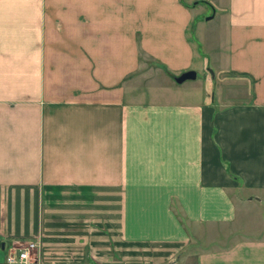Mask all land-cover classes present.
<instances>
[{
	"label": "crops",
	"instance_id": "obj_1",
	"mask_svg": "<svg viewBox=\"0 0 264 264\" xmlns=\"http://www.w3.org/2000/svg\"><path fill=\"white\" fill-rule=\"evenodd\" d=\"M203 5L229 65L203 53L196 91ZM29 243L30 264H264V0H0V264Z\"/></svg>",
	"mask_w": 264,
	"mask_h": 264
},
{
	"label": "rangeland",
	"instance_id": "obj_2",
	"mask_svg": "<svg viewBox=\"0 0 264 264\" xmlns=\"http://www.w3.org/2000/svg\"><path fill=\"white\" fill-rule=\"evenodd\" d=\"M211 16V5L206 6H199L196 7V9H194L192 11V20L193 23L189 28V33L191 34V38L193 39V41L196 42V47L198 48V52L201 54V56H197L196 58V66L195 68H193V70L198 72V80L197 81H187L190 84L192 82H196L197 85H195V87H197L196 91L201 90L202 85L200 83V80H202L205 76L204 73L202 71V67H201V63L204 66V61H205V55H207L210 59H215L217 66L222 65L221 68H226L229 65V61H227L226 57H224L222 50H224V48L219 47V42L217 43L215 38V33H217V29L215 26L214 22H210L208 20V17ZM201 20H203L204 22H200ZM201 38L203 39V41L201 40ZM194 42V43H195ZM216 44V45H215ZM214 48L216 50H214ZM221 54H218L220 53ZM204 53V56L202 57V54ZM219 61V64H218ZM143 62L146 63L147 68H149L152 64L155 65V62L153 60H151L148 56L143 55ZM214 61L210 62L211 65H214ZM208 65V64H207ZM208 75H211L208 73ZM221 77H225V75H222ZM226 90V88H225ZM228 92V91H226ZM149 96V94H146V97Z\"/></svg>",
	"mask_w": 264,
	"mask_h": 264
},
{
	"label": "built area",
	"instance_id": "obj_3",
	"mask_svg": "<svg viewBox=\"0 0 264 264\" xmlns=\"http://www.w3.org/2000/svg\"><path fill=\"white\" fill-rule=\"evenodd\" d=\"M36 247L35 243H29L27 246L21 248H10L6 263L7 264H30L32 259V250Z\"/></svg>",
	"mask_w": 264,
	"mask_h": 264
},
{
	"label": "water",
	"instance_id": "obj_4",
	"mask_svg": "<svg viewBox=\"0 0 264 264\" xmlns=\"http://www.w3.org/2000/svg\"><path fill=\"white\" fill-rule=\"evenodd\" d=\"M196 78H197V71H195V70H188V71H185L180 76H178L177 77V81L181 83V82H184L186 80L196 79Z\"/></svg>",
	"mask_w": 264,
	"mask_h": 264
}]
</instances>
